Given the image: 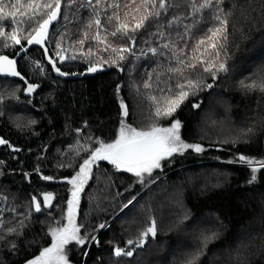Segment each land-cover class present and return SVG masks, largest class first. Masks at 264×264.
Returning a JSON list of instances; mask_svg holds the SVG:
<instances>
[{
  "label": "trees",
  "instance_id": "trees-1",
  "mask_svg": "<svg viewBox=\"0 0 264 264\" xmlns=\"http://www.w3.org/2000/svg\"><path fill=\"white\" fill-rule=\"evenodd\" d=\"M204 2L166 0L169 7L160 9L159 0L156 7L143 0H74L70 6L62 0L46 44L52 63L35 48L18 61L36 96L30 101L22 82L0 79V138L9 142L0 147V264H27L51 246L50 230L67 224L68 180L98 141L113 142L125 125L168 128L177 119L181 139L203 151L174 153L141 177L108 162L91 166L73 214L78 235L87 239L65 246L68 264H187L197 252V264H264V167L251 166L264 162V94L240 83L264 78V0H212L201 8ZM3 3L0 55L13 57L50 10L29 21L31 10L11 17L16 0ZM144 16V27L133 31ZM216 16L227 23L209 41V29L221 27ZM122 23L128 35H111ZM13 30L20 44L7 38ZM53 64L69 76L89 75L65 81ZM181 90L188 98L166 115ZM47 192L54 194L53 207L35 215L31 198ZM153 221L156 235L142 238ZM117 248L133 255L117 257Z\"/></svg>",
  "mask_w": 264,
  "mask_h": 264
},
{
  "label": "snow or ice",
  "instance_id": "snow-or-ice-1",
  "mask_svg": "<svg viewBox=\"0 0 264 264\" xmlns=\"http://www.w3.org/2000/svg\"><path fill=\"white\" fill-rule=\"evenodd\" d=\"M74 0H69V6ZM99 3L100 0H97ZM135 0H133V3ZM61 3L62 0H53L52 3H44L43 5L36 2V0H30L27 5L21 4L20 0H16V4L12 5L13 11L8 12L7 16L15 17L17 13L20 15H25L26 13L21 11L22 8H27L31 10L29 15V21L36 19V13L39 10H50L47 12V18L39 24V27L35 31V35L31 36L28 39V44H42L43 41L47 38L48 28L50 25L56 21L61 14ZM91 3V0H89ZM144 4L151 3L152 7H156L155 0H143ZM217 3H222V0H217ZM212 5V0H205L203 4L200 5L201 8H207ZM5 5L3 0H0V19L4 18ZM118 7V5H117ZM169 5L166 4V0H159V8L166 9ZM195 7V4H193ZM138 10V9H137ZM150 16L158 17L160 15L157 13H149ZM113 17H109L111 20ZM119 19L118 15L115 17ZM149 19V16L142 17L135 25L133 31L138 30L144 27V22ZM215 19L220 20L219 16H216ZM171 21L170 23H173ZM94 23L99 26L100 20L97 18L94 20ZM226 21L220 20L221 27L215 29H209L211 36L207 37L209 41H214L222 32L224 26H226ZM91 26V25H89ZM128 25L120 24L115 32L111 35L115 36L118 32H123L124 35H128L127 32ZM6 36V33L3 29H0V37ZM7 38L15 42V44H20L21 41L18 38L16 30H13L10 34H7ZM83 43V41H80ZM200 44H204L205 41L201 40ZM7 47V45H5ZM168 47V45H164ZM210 47L216 48V43H211ZM129 49H113V51H128ZM47 51V49H45ZM150 51L155 52L156 49H150ZM59 55V54H58ZM123 59V56L120 57ZM64 58L61 57V60ZM16 61L9 59L7 56H0V71L7 70V73L12 76H18L19 73L15 70ZM53 67L55 65L53 64ZM220 70L227 71V68L224 64H220ZM207 71V69H205ZM55 71L61 76L66 75L67 73L61 72L59 68H55ZM89 72H96V67H90ZM215 79V77H213ZM241 86L249 92L258 91L264 94V78L259 80H252L250 83H245L241 81ZM35 85L29 84L27 91L30 93L34 91ZM147 87V85H146ZM183 88V86H180ZM208 88H211L212 85L208 84ZM189 93L181 90L179 94L174 99L168 101V107L166 109V115H172L180 108V105L188 98ZM2 98H0V103H2ZM121 107L124 108V115L127 116V108L123 104ZM193 107H200L199 104H194ZM3 113L0 112V115ZM159 115V111L157 112ZM181 122L180 120H174L171 123V126L168 128H162L158 126H150L148 130L138 131L136 128L131 126L121 127L119 136L110 143H105L103 141H98L99 146L96 147L89 156L88 159H85L83 164L80 165V170L77 174L68 180V183L73 185L72 190V199L68 201V210H67V224L63 227L52 228L50 230V235L52 238L51 246L45 247L38 256L34 259L27 262V264H68V258L65 252V246L69 244L70 241H75L79 245H84L87 237L78 235L80 232V227H78L73 219L74 208L78 203V194L82 190L84 182L88 178V174L91 170V166L97 161H109L117 169L123 168L128 172L134 173L137 177H141L143 173L151 174L153 169L161 168V161L166 157L172 156L173 153L183 152L185 149H194L196 152L203 151V148L199 144H188L185 143L180 136ZM6 143L3 140H0V144ZM242 161H246L248 164H252L253 161L244 156H241ZM261 164V167H264V162H258ZM257 168H253L252 172L255 173ZM44 179H51V177H44ZM256 180V175L253 174L250 180L254 182ZM35 200V197H33ZM53 199L51 193L44 194V204L50 206V201ZM35 210L37 212L41 211L40 203H36ZM105 225H100V228H104ZM10 232L15 231L14 229H9ZM149 234L152 236L156 235V224L155 221L152 222L151 226L144 231L141 236L146 238ZM215 235V234H213ZM212 237H207L206 240H210ZM95 240V237H92ZM129 244H132V241H128ZM139 246V245H138ZM206 246V245H205ZM122 254L127 256H132L133 253L128 251L124 253L123 249H115V255L117 257ZM201 252H197L192 256L191 259L187 261V264H197Z\"/></svg>",
  "mask_w": 264,
  "mask_h": 264
},
{
  "label": "water",
  "instance_id": "water-1",
  "mask_svg": "<svg viewBox=\"0 0 264 264\" xmlns=\"http://www.w3.org/2000/svg\"><path fill=\"white\" fill-rule=\"evenodd\" d=\"M58 20H59V18L56 20V21H54L53 22V24L52 25H50L49 26V28H48V33H47V38L43 41V43L42 44H28V42H26V45L23 47V48H21V49H19L17 52H16V54L13 56V57H11V56H8V55H0V56H7L9 59H11V60H14V61H16V64H15V70L18 72V61L20 60V58L21 57H23V55H25V54H27L30 50H32V49H38V50H40L42 53H43V55H44V59H45V62L46 63H51L52 62V58H51V56L49 55V50H48V48H47V40H48V38H49V35H50V31H51V29H52V27L58 22ZM35 35V33L32 35V36H34ZM31 38V37H30ZM29 38V39H30ZM28 41V40H27ZM45 49H47V51H45ZM53 71H54V75H57L58 73L55 71V69H53ZM120 73H121V70L119 71ZM19 73V72H18ZM89 75V73H87V74H81V75H79V76H77V75H75V74H73V75H71V76H69L68 74H66V75H63V76H61L60 74H59V78L60 79H62V80H69V79H76V78H79V79H81V78H83L84 76H88ZM0 79H8V80H16V81H19V82H22L23 84H25L26 85V88H25V90L24 91H27V87H28V85H27V83H26V80L20 75V73H19V75L18 76H12V75H10V74H8L7 73V70L5 69L4 71H0ZM145 192V191H144ZM143 192V193H144ZM140 196V195H139ZM138 196V197H139ZM53 197V196H52ZM138 197H136L132 202H134ZM54 201H55V199L53 198L51 201H50V206H46L45 204H44V195H43V197H42V204H43V207L45 208V209H50V208H52L53 207V205H54ZM131 202V203H132ZM36 203H39V200L37 199V198H35V200L34 199H32V211H33V213L35 214V215H39V214H41V212H42V207H41V211L40 212H37L36 210H35V205H36ZM130 203V204H131ZM129 206V205H128ZM127 206V207H128ZM127 207H125L123 210H125ZM144 245V242H142V246ZM114 253H115V251H114ZM129 257V256H128Z\"/></svg>",
  "mask_w": 264,
  "mask_h": 264
},
{
  "label": "flooded vegetation",
  "instance_id": "flooded-vegetation-1",
  "mask_svg": "<svg viewBox=\"0 0 264 264\" xmlns=\"http://www.w3.org/2000/svg\"><path fill=\"white\" fill-rule=\"evenodd\" d=\"M52 63V62H51ZM51 63H47V64H51ZM52 68L53 69H55V67H53L52 66ZM56 76H59V73L56 75ZM25 85V84H24ZM26 86V85H25ZM36 94V88L34 89V91H32V92H28V91H24V93H23V96L26 98V99H29L30 101L33 99L32 97L33 96H36L35 95ZM0 140H3L2 138H0ZM4 141V140H3ZM6 143H3V144H0V147H4V148H6V147H8L9 146V142L6 140L5 141ZM10 148V147H9ZM12 150V152H14V153H18L19 152V150L18 149H11ZM104 162H108L109 164H111L109 161H97L95 164H93L94 166H97L98 164H102V163H104ZM112 165V164H111ZM112 166H114V165H112ZM115 167V166H114ZM26 180H28V178L26 179ZM47 193H51V192H47ZM44 194H46V193H44ZM43 194V195H44ZM52 194V196H53V198H54V194L53 193H51ZM79 194H80V192H79ZM78 194V195H79ZM43 195H41L40 196V198H37L38 200H39V203H40V206L42 207V210L43 209H45L44 207H43V204H42V197H43ZM72 196V195H71ZM36 198V197H35ZM32 199H33V197L31 198V205H32ZM72 199V198H71ZM31 208H32V206H31Z\"/></svg>",
  "mask_w": 264,
  "mask_h": 264
},
{
  "label": "rangeland",
  "instance_id": "rangeland-1",
  "mask_svg": "<svg viewBox=\"0 0 264 264\" xmlns=\"http://www.w3.org/2000/svg\"><path fill=\"white\" fill-rule=\"evenodd\" d=\"M40 70H41V74H42V76H44L45 75V68L44 67H40ZM125 126H127V125H125ZM125 126H122V127H125ZM119 132H120V130H119ZM174 154V153H173ZM252 167H255V166H261V164H257V165H251ZM153 170H155V169H153ZM147 175H149L148 173H147ZM160 179H162V177L161 178H159V179H157L156 181H159ZM153 185V183L150 185V186H148L146 189H148V188H150L151 186ZM72 190H73V185L71 184V193H72ZM146 191V190H145ZM133 201V200H132Z\"/></svg>",
  "mask_w": 264,
  "mask_h": 264
}]
</instances>
